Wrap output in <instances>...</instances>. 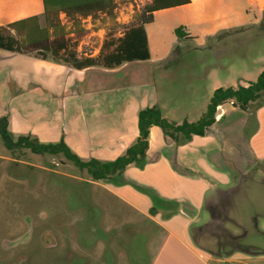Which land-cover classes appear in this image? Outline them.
I'll use <instances>...</instances> for the list:
<instances>
[{
	"label": "rangeland",
	"instance_id": "374dc122",
	"mask_svg": "<svg viewBox=\"0 0 264 264\" xmlns=\"http://www.w3.org/2000/svg\"><path fill=\"white\" fill-rule=\"evenodd\" d=\"M247 1L250 8L254 3L264 10V0ZM227 4L232 5L229 0ZM246 5L239 0L241 27L210 36L202 35L210 31V22L194 25L190 10L160 12L149 29L151 59L114 70L103 65L102 57L96 66L78 71L60 58L50 56L43 62L39 54L0 49V122L7 119L15 143L21 136L41 143L63 139L85 160L125 154L138 138L135 116L146 107L160 108L177 124L196 122L217 88L236 87L244 79L256 81L263 69L261 21L254 24L256 13H247ZM42 6V0H4L0 12L17 8L39 12ZM217 9H208V13L215 14ZM122 11L124 16L131 15L132 8ZM109 25L100 18L95 29H101L89 30L81 48L98 49L110 37ZM181 26L198 39L179 38L175 30ZM229 102L224 106L230 105L231 112L220 110L216 129L210 132L232 127L230 136L239 138L240 161L222 152V147L218 150V144L208 147L204 137L196 136L186 148L194 157L186 159L181 153L178 158L195 167L192 175L175 178L165 159L137 173L139 183L135 184L153 189L159 199L132 184L133 193L139 194L126 195L123 200L104 187L121 177L94 181L63 154L35 153L19 144L8 148L0 134V264H150L163 232L135 207L146 211L156 206L158 221L174 231L175 226L189 223L191 241L211 252H219L221 236L198 227H204L213 214L228 217L245 229L227 222L226 229L243 236L240 244L264 243V234L256 231L253 219L261 215L257 218L264 224V185L253 182L264 176V162L254 163L249 144L255 120L235 127V121L249 109ZM175 144L160 127L153 126L148 163L157 154H167L175 164ZM242 164H253L243 177ZM232 178L243 180L241 187L232 192L215 189ZM178 187L181 191L175 198ZM207 196L214 197L208 207Z\"/></svg>",
	"mask_w": 264,
	"mask_h": 264
},
{
	"label": "trees",
	"instance_id": "16d2710c",
	"mask_svg": "<svg viewBox=\"0 0 264 264\" xmlns=\"http://www.w3.org/2000/svg\"><path fill=\"white\" fill-rule=\"evenodd\" d=\"M130 2L133 0H42L43 12L41 14H34L7 25H0V49L21 54H39L42 60H47L50 56L60 58L77 70L96 66L98 57H102L103 65L110 69L125 63L150 60L151 53L145 27L154 22L157 12L189 4L191 0H148L141 5L134 3L130 22L120 24L117 21V8L120 4ZM100 18L103 23L108 22L112 27L108 30L110 37L104 40L99 54L93 56L91 53L93 48L85 51L81 48V42L89 31L85 20L89 19L93 30L98 31L101 28L96 27L95 29V25ZM259 27L263 36L264 10ZM175 33L179 38L192 39L188 33H184L183 26L177 28ZM263 92L264 66L256 81L250 82L248 86L217 88L206 112L196 122L185 120L182 124H177L169 121L160 108L146 107L138 114L139 136L136 142L126 150L125 154L112 161H101L96 158L84 160L63 139L57 143H41L38 140L21 136L15 143L7 129L6 118L0 122V134L8 148L19 144L35 153L63 154L79 169L85 170L94 181L121 177L119 181L134 184L138 190L159 199L153 189L130 183L122 178L128 166L136 165L144 168L148 164L146 155L149 149L151 128L160 127L177 144L183 145L190 142L194 136L207 134L216 122V113L220 105L234 101V104L246 110ZM233 190L230 189L227 192ZM209 204L207 203L206 206L208 207ZM156 211L157 207L153 206L150 214L155 215ZM227 222L232 223L233 221L221 214H213L211 222L204 227H198L199 230L205 229L221 236L222 243L216 254L228 257L235 252L250 255L264 253V249L240 244L243 236L235 235L226 229L225 223ZM195 229L196 227L193 228V232ZM223 246H229L228 250H222Z\"/></svg>",
	"mask_w": 264,
	"mask_h": 264
},
{
	"label": "crops",
	"instance_id": "0c3cea01",
	"mask_svg": "<svg viewBox=\"0 0 264 264\" xmlns=\"http://www.w3.org/2000/svg\"><path fill=\"white\" fill-rule=\"evenodd\" d=\"M3 1L4 0H0V3ZM229 1L231 2L232 5L227 4L228 0H191V3L189 4L157 12L155 14L154 22L151 24H148L145 27L147 36H148V42L150 40L149 29L151 25L155 23V19L158 13L165 12V11H172V10H178V9L190 10L192 12L190 20L194 22V25H202L206 22H210L211 24L210 31L207 33L206 32L202 33V35H205V36L213 35L222 30H229V29L241 27L242 25H240L237 20L239 0H229ZM244 1L247 3L246 8L249 9L247 10V13H249V11H253L256 13V22L254 24H258L261 21V16H262L261 12L263 8L260 7V9H258L257 5L254 3L250 4L251 6L250 8L248 1L247 0H244ZM213 7L218 8L216 13L209 14L208 9H212ZM18 11L19 9L17 8V9H11L7 11L6 13L0 12V25H7L10 22L31 16L34 14H41L43 12V6L39 12L25 13L23 11H19V12ZM184 28L187 29V31L184 30V33H188L193 39H198L199 37L198 35L193 34V32H189V28L187 27H184ZM182 39H185V38H182ZM149 49H150V43H149ZM150 53H151V49H150ZM41 61L46 62L49 60H41ZM119 67H116L113 69H110V68H107V69L114 70V69H119ZM83 70H86V69H83ZM83 70H78V71H83ZM250 82L252 81L244 79V81H242V83H240L239 85L248 86ZM228 104H231V103L229 102ZM252 104H251V107L248 108L249 110H246L244 114L240 115L241 116L240 121H235L234 126L243 127L245 126V124H248L251 119L254 118L255 127H254V130H252V134L249 138L250 139L249 144H250L251 153L255 161L254 163L261 164L264 162V92L261 94V96L256 101L252 102ZM229 106L225 107L224 104L220 105L217 109V113L220 112V110L225 108L224 110L226 114H229L232 110L230 109ZM138 114H136L135 116V121H136V128L138 129V136H139ZM189 122H192V121H189ZM229 122H230L229 124L232 123L231 121ZM217 124L218 123H217V116H216L215 124L208 130L205 136H201L205 138L204 144H206V146L208 147H212V146L214 147L218 144L219 145L218 150L222 147L223 148L222 152H224L230 157L235 158L236 161H240L241 156H242V151L237 145L238 140H239L238 136L236 138L237 140L233 139V137L230 136L232 134V127L227 128V129L222 128L220 131H217L216 133H211L210 132L211 130L216 129ZM195 140H196V136H194L192 140L186 144H183V145L175 144V149L173 148V152L175 153L174 154L175 164L171 162L167 154H161V155L157 154L155 157L151 159V161L143 169H147L148 166L155 165L156 162H158L159 160L165 159L170 166L171 172L175 173V178H178L176 177L177 174H181L183 176L192 175L193 170H195V167L192 164H190L187 160H185L186 162H182V161H179L178 158L181 153L183 154L184 157H186V159L194 157V154L192 152H189L188 149L186 148H189L190 145L194 143ZM67 145L76 154H78L81 158H83L82 154L79 151L75 150V148L70 146L68 143ZM149 148H150V139H149ZM119 156H121V154L117 155L114 159H109V160H101L98 158L96 159L101 160V161H112L118 158ZM166 157L168 159H166ZM252 165L253 164H242L240 166L241 177H243L248 172V170L252 167ZM211 168L212 166L210 165L209 169ZM216 168H213V169L217 171ZM140 170L141 169L135 165L128 166L124 171V175H125V177H123L124 180L130 183H139V181L135 177ZM186 178L188 179V177ZM239 178H236V179L232 178V180L230 179L225 180L222 182V185H224V187L218 186L215 189L217 191L224 192V191H227L233 188L241 187V183L243 180L240 182ZM253 182L264 185V176L260 177L257 181H253ZM131 186L132 184H129V183L126 184L118 180V182L117 181L108 182L104 187L107 191L113 193L114 196L117 195L119 198L123 199L124 197H127L129 195H131V197H137V195L139 194L137 192L133 193L135 192L134 191L135 189H133ZM206 189L207 188H204L201 191V193H204ZM177 191H181V188L180 187L175 188V198H176ZM192 195L194 196V193H192ZM187 197L191 200L193 199L192 196L189 194L187 195ZM212 199H214L213 196H207L206 205L207 203H210ZM204 200H205V196H204ZM135 208L144 218L152 222L154 225H157L160 228L159 230H161L159 232H163L162 238L158 243L155 256L150 264H264V253L257 254V255H250V254L243 253V252H235L228 257L220 256L216 254L215 252H211L209 249L203 246H199V244L197 245V243L191 241V236L188 233L189 228H190L189 223L185 224L183 227L175 226V231H174L168 226L159 222L157 219V216L151 215L149 208L146 211L140 210L138 209V207H135ZM259 216L261 215H257L256 217H253V219H256V222H257L256 231L263 235L264 234V224H261V219L257 218ZM211 221H212V216L209 222ZM229 225H235L241 231L245 230L241 225H238L235 222H232ZM225 226H227V223H225ZM252 246L256 248L264 249V243L258 244V245L256 244Z\"/></svg>",
	"mask_w": 264,
	"mask_h": 264
},
{
	"label": "built area",
	"instance_id": "2783aa9c",
	"mask_svg": "<svg viewBox=\"0 0 264 264\" xmlns=\"http://www.w3.org/2000/svg\"><path fill=\"white\" fill-rule=\"evenodd\" d=\"M147 1L148 0H133V2H130V3L120 4L119 7L117 8V21L120 24H127L128 22H130V20L132 18V15H133V4L135 3L137 5H141V4H144ZM129 7L132 8L131 15H126V16L122 15V13H123L122 10L123 9H126V8H129ZM122 16H123V18H122ZM85 22H86L87 29L91 30L93 28V26H92L90 20L89 19L88 20H85ZM101 46L98 49H93V51L91 52L93 56H96V55L99 54V51H100ZM231 103L234 104V101H231Z\"/></svg>",
	"mask_w": 264,
	"mask_h": 264
}]
</instances>
